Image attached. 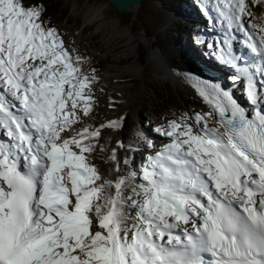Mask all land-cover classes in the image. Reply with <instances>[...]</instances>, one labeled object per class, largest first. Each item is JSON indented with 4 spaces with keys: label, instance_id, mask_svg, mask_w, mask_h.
I'll return each mask as SVG.
<instances>
[{
    "label": "snow or ice",
    "instance_id": "obj_1",
    "mask_svg": "<svg viewBox=\"0 0 264 264\" xmlns=\"http://www.w3.org/2000/svg\"><path fill=\"white\" fill-rule=\"evenodd\" d=\"M202 4L229 40L247 37L252 64L230 43L221 59L251 110L221 84L198 81L211 111L157 128L170 140L137 173L117 156L123 142H102L123 116L75 127L94 115L90 60L42 5L0 0V264H264V34L249 31L264 33L252 22L264 0Z\"/></svg>",
    "mask_w": 264,
    "mask_h": 264
},
{
    "label": "rangeland",
    "instance_id": "obj_2",
    "mask_svg": "<svg viewBox=\"0 0 264 264\" xmlns=\"http://www.w3.org/2000/svg\"><path fill=\"white\" fill-rule=\"evenodd\" d=\"M63 4L68 11L67 16L57 21L55 27L61 30L66 45L72 49L77 45L86 47L84 42L88 43L89 47H87V51L92 57V63L98 62L102 65L100 69L103 79L101 78V83L98 86L95 85L93 89L96 101L93 118L89 120L85 117L83 122L77 124L76 127L80 129L79 127L83 128L87 124L99 126V123H106L105 118L107 113L121 110L120 95L127 96L128 103H132L133 106L131 111L126 109L124 112L123 129L114 131V136L112 137L111 134L109 141L114 142L116 145L117 140L121 142L125 141L131 134L139 135L138 141L140 142H136L134 149H132L135 156L131 162V170L139 173L140 169L133 167V163L135 160H138V153L149 149L147 142L151 141L152 144H156L155 149L150 150L153 154L155 151L163 148L170 140V138L160 136L159 140L161 142L156 141L158 137L148 127L140 128L141 123L144 122L143 114L146 113L145 111L151 112L155 106L171 103L179 109L183 108V105L191 107L193 113L208 112L184 86L180 88L175 87L173 83L164 81V78L158 73L161 79L159 81L154 73V69L151 67V55L153 53L150 50H153L154 53H157L159 50L167 53L164 48L170 51L171 47L177 50L175 48H177V43H179L177 41L178 30L183 25L189 26V24L175 16V14L167 11L172 7H176L177 2L170 6L162 1L142 0L138 8L132 11L133 13L129 12L125 15L116 13L105 0H63ZM165 6L168 8H164ZM94 9L98 10L99 20L88 22L87 14H92L90 11ZM252 11L257 17L252 22L264 25V10L261 12L253 7ZM189 18L191 17L189 16ZM245 19L247 21L251 18L245 17ZM253 31L259 35L264 34L259 33L258 29ZM224 35L226 34L224 33ZM131 37L135 42L130 45L128 38ZM137 39H142L144 42ZM145 41L150 42L149 49L144 44L146 43ZM181 41L183 42L184 39ZM127 43L129 44L128 46ZM221 45L223 46V43ZM188 46V42L183 45L186 49L189 48ZM178 47L182 51L183 48L181 46ZM130 48L132 50L129 52ZM175 52L178 53V50ZM152 61L155 62L154 60ZM183 62L185 61L183 60ZM156 64L161 68V64ZM131 65L137 66L142 70L139 78H135L133 75L123 78L119 74L109 76L112 70H120ZM157 70L160 69L158 68ZM114 86L118 87L116 91L112 90ZM141 130L144 136L141 134ZM135 131L136 133H134ZM122 132L125 134H122ZM152 135H154L155 141L151 139ZM106 146L108 147L109 145L107 144ZM117 156L121 161L125 159L122 151ZM108 165V163L104 162L98 166L101 168V166L108 167Z\"/></svg>",
    "mask_w": 264,
    "mask_h": 264
},
{
    "label": "bare ground",
    "instance_id": "obj_3",
    "mask_svg": "<svg viewBox=\"0 0 264 264\" xmlns=\"http://www.w3.org/2000/svg\"><path fill=\"white\" fill-rule=\"evenodd\" d=\"M137 8H138V6L133 7V8H128L126 10L125 14L126 13H129V12L130 13H133L132 11L133 10H136ZM164 8L167 9L168 7L165 6ZM254 8H256L258 11H261V12L264 10V7H260V6H256ZM90 12L92 14H90V15L87 14L88 18L86 17L88 22L89 21L91 22V21H94V20H99V14H98V10L97 9H94V10H92ZM192 15L193 14H191V15L189 14V16H192ZM189 16H188V19H190ZM177 36H178V34H177ZM112 37H113V35H112ZM137 40H139V41L141 40L142 42H144V40H142V39H137ZM134 42L135 41L132 39V37L131 38H128V43L130 45L133 44ZM145 42L146 43H144V44L149 49V47H150L149 46V43L150 42H147V41H145ZM128 43H127V46L129 45ZM181 48H183L182 51H185V52H187L189 50L188 48L186 49L183 46H181ZM175 49L178 50V48H175ZM131 50H132V48L129 49V52ZM164 50L167 53H165L162 50H159L157 53H154L153 50H150V52L153 53L151 55V59L154 60L156 63L161 64V68H160V66H158L155 62H153L151 60V64H152L151 67L154 69V73H155L156 77L158 78L159 81H161V79L158 76V73H159L164 78L163 79L164 81L173 83V85L175 87H179V88L180 87H183V85H181L178 82V80L175 79V75H176L175 73L177 71H187V72H191L189 69H192V68L189 67L186 62H183L182 56L179 53L180 52L179 50H178V53L175 52L177 50H174V47H171L170 48V51L167 50V49H165V48H164ZM179 55H180L181 58L179 57ZM148 65H150V64L148 63ZM158 68L160 70H157ZM145 70H146V68H145ZM140 72H142V70H140L139 67L134 66V65H131V66H126V67H124L123 69H120V70H112V73L109 74V76H113V75L119 74V76H121L123 78H126V76L127 77H131L132 75L135 78H139ZM142 76L144 77L143 73H142ZM99 78L101 80L102 74L99 76ZM152 79H154V78H152ZM113 88H114V89H112L113 91H116V89H118L117 86H114ZM120 96H121V100H120V105H121L120 109L121 110L120 111H117V112L107 113L106 118L104 117L105 118V122H108L110 120H119L121 116L124 117V112L126 111V109H129L128 111H131V108H132L133 105L130 102L128 103V97L127 96H124L123 94H121ZM99 124H101V123H99ZM114 133L115 132L112 131V130L105 129L104 130V133H103V136H102L103 142L105 143V145H107V144L109 145L108 146L109 149H111V148H117V144L115 145L114 142L112 143V142L109 141V139H110L109 136L112 134V137H113L114 136ZM134 133H136V131ZM122 134H125V133L122 132ZM141 134H143V133H141ZM131 135H132V137L130 138ZM131 135H129V137L126 138L125 141H121V142H123V144L125 145V147H123V148H117V154L119 155L120 151H122V153H124V155H125V158H128L132 162V159L135 156L134 151L132 149H134L136 142L139 143L140 141H138V136L139 135H136V134L135 135L131 134ZM117 142H118V140H117ZM101 155H103V154H101ZM94 162L96 164H98V165H101V164L104 163V161L102 159H100L99 157H97ZM143 162H145V161H141V164ZM133 167H134V165H133ZM100 169L104 172L105 175H108L109 174V165H108V167L107 166H101Z\"/></svg>",
    "mask_w": 264,
    "mask_h": 264
},
{
    "label": "trees",
    "instance_id": "obj_4",
    "mask_svg": "<svg viewBox=\"0 0 264 264\" xmlns=\"http://www.w3.org/2000/svg\"><path fill=\"white\" fill-rule=\"evenodd\" d=\"M60 1V2H59ZM164 2L167 5L172 6L175 2L182 1V2H187L188 4L194 3L197 4L199 3L200 0H157V2ZM142 2V0H141ZM25 3H35L42 5L43 8L45 9L44 11V19L46 22L50 24L51 27H55V24L57 21L64 19L67 16V9L64 7L65 5L63 4V0H25ZM169 6V7H170ZM57 29V28H56ZM190 33V36L194 38V34L191 30H189L187 27H182L178 30V35L181 36V38H184V32ZM61 33V31L59 30ZM84 46L80 47H75L73 49H78L79 53L88 59L91 58L89 52L87 51L89 47L88 43L84 42ZM195 54L198 55V53H201L199 48H195ZM204 55V53H203ZM101 63H95L93 66H91L90 69L94 68L96 70V75L99 77L101 75ZM182 106V105H181ZM183 108L179 109L174 107L171 103H166V104H161L160 106H155L151 112L145 111L146 113L143 114L144 117V124L145 125H150V129L158 133L156 131L157 128H160L161 126H166L168 121L170 120H175L181 117L185 113L192 114V108L188 107L186 105L182 106ZM139 163V160L138 162Z\"/></svg>",
    "mask_w": 264,
    "mask_h": 264
},
{
    "label": "water",
    "instance_id": "obj_5",
    "mask_svg": "<svg viewBox=\"0 0 264 264\" xmlns=\"http://www.w3.org/2000/svg\"><path fill=\"white\" fill-rule=\"evenodd\" d=\"M105 1L119 15H124L128 8H133L141 4V0H123V2L120 4V7H117L114 0H105Z\"/></svg>",
    "mask_w": 264,
    "mask_h": 264
}]
</instances>
